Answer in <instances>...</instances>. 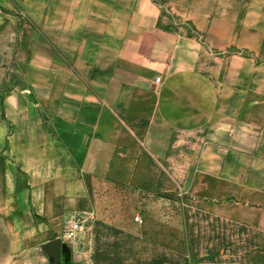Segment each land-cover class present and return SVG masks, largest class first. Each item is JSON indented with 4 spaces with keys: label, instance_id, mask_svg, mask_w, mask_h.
<instances>
[{
    "label": "crops",
    "instance_id": "1",
    "mask_svg": "<svg viewBox=\"0 0 264 264\" xmlns=\"http://www.w3.org/2000/svg\"><path fill=\"white\" fill-rule=\"evenodd\" d=\"M40 1L63 55L37 63L15 119L35 211L76 210L89 179L172 174L198 207L264 230V0Z\"/></svg>",
    "mask_w": 264,
    "mask_h": 264
},
{
    "label": "rangeland",
    "instance_id": "2",
    "mask_svg": "<svg viewBox=\"0 0 264 264\" xmlns=\"http://www.w3.org/2000/svg\"><path fill=\"white\" fill-rule=\"evenodd\" d=\"M46 13L40 0H0V264H264V230L198 207L172 174L144 184L89 179L90 200L76 210L57 220L35 211L15 176V119L32 102L30 77L44 74L37 63L63 55L39 35ZM76 213L87 229L73 240L66 221Z\"/></svg>",
    "mask_w": 264,
    "mask_h": 264
},
{
    "label": "built area",
    "instance_id": "3",
    "mask_svg": "<svg viewBox=\"0 0 264 264\" xmlns=\"http://www.w3.org/2000/svg\"><path fill=\"white\" fill-rule=\"evenodd\" d=\"M157 80L159 81L160 78H158ZM136 220L140 221L141 217L137 216ZM66 225H67V229H66L67 238L73 239V240L76 239L78 235H80L81 233H85L87 229V225L84 219L82 218V215H80L79 213H76V215L70 217L66 221ZM84 264H94V262L91 259H88L87 261L84 262ZM199 264H240V262L238 261H228V262L207 261V262H202Z\"/></svg>",
    "mask_w": 264,
    "mask_h": 264
}]
</instances>
